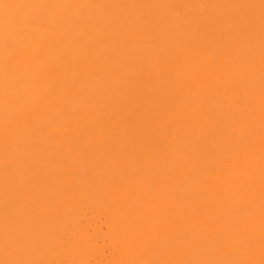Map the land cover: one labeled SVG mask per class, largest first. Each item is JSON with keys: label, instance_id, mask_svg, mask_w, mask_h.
<instances>
[{"label": "bare ground", "instance_id": "1", "mask_svg": "<svg viewBox=\"0 0 264 264\" xmlns=\"http://www.w3.org/2000/svg\"><path fill=\"white\" fill-rule=\"evenodd\" d=\"M0 264H264V0H0Z\"/></svg>", "mask_w": 264, "mask_h": 264}]
</instances>
